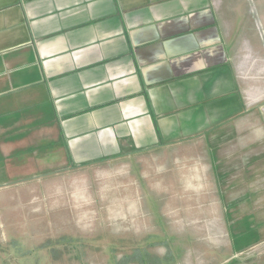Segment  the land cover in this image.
Instances as JSON below:
<instances>
[{
  "label": "crops",
  "instance_id": "1",
  "mask_svg": "<svg viewBox=\"0 0 264 264\" xmlns=\"http://www.w3.org/2000/svg\"><path fill=\"white\" fill-rule=\"evenodd\" d=\"M236 88L209 0H0V187L161 150L189 205L158 233L234 249L250 221L236 231L221 203L264 181V125Z\"/></svg>",
  "mask_w": 264,
  "mask_h": 264
},
{
  "label": "rangeland",
  "instance_id": "2",
  "mask_svg": "<svg viewBox=\"0 0 264 264\" xmlns=\"http://www.w3.org/2000/svg\"><path fill=\"white\" fill-rule=\"evenodd\" d=\"M209 1L224 30L236 95L264 125V0ZM168 157L154 150L0 187V264H172L191 254L226 261L221 264H264L262 178L260 185L230 190L233 200L221 203L220 211L227 207L239 223L236 231L250 221L234 249H215L216 242L230 245L227 233L202 235L210 249L195 250L200 235L158 233L163 221L174 227L189 205L171 200L177 187L161 169ZM136 192L148 199L131 202Z\"/></svg>",
  "mask_w": 264,
  "mask_h": 264
},
{
  "label": "trees",
  "instance_id": "3",
  "mask_svg": "<svg viewBox=\"0 0 264 264\" xmlns=\"http://www.w3.org/2000/svg\"><path fill=\"white\" fill-rule=\"evenodd\" d=\"M96 162V161H95ZM90 163H94V162H89V163H86V164H90Z\"/></svg>",
  "mask_w": 264,
  "mask_h": 264
}]
</instances>
